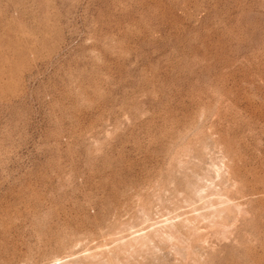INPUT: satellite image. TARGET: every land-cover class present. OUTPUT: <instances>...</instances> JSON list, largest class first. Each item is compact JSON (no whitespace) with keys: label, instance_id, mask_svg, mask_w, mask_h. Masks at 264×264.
Segmentation results:
<instances>
[{"label":"rangeland","instance_id":"374dc122","mask_svg":"<svg viewBox=\"0 0 264 264\" xmlns=\"http://www.w3.org/2000/svg\"><path fill=\"white\" fill-rule=\"evenodd\" d=\"M0 264H264V0H0Z\"/></svg>","mask_w":264,"mask_h":264}]
</instances>
